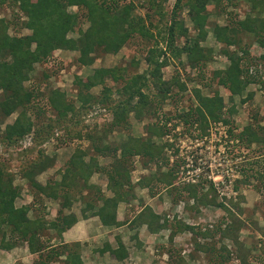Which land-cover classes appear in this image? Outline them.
<instances>
[{
    "label": "trees",
    "instance_id": "16d2710c",
    "mask_svg": "<svg viewBox=\"0 0 264 264\" xmlns=\"http://www.w3.org/2000/svg\"><path fill=\"white\" fill-rule=\"evenodd\" d=\"M4 1L0 0V5ZM142 1L147 4L146 9L151 12L150 16L152 14L157 16L155 22L152 23L148 19V23H145L143 17L132 13L135 8L133 0L10 1L16 6L17 15L23 17L20 25L29 32L22 35H9L7 26L11 22L0 17V116L3 118L16 112L13 122L6 125L3 130L4 141L17 142L14 139L29 131L32 122L26 115V107L33 99L34 93L30 89H25L22 83L28 78L35 63L46 60L52 51L57 49L75 51L76 62L85 67L92 64L94 52L99 50L102 53L115 54L134 34L139 35L146 42L147 47L143 56L146 67L140 72L124 77L123 66L96 67L85 78L78 75L73 78L76 89L75 99L79 103L80 112L88 111L93 103L107 107L111 115L107 123L108 130L126 128L129 113L137 121L145 115L157 114L165 98L171 96L173 91H175L174 94L182 92L186 85L184 81H180L176 71L171 78L162 79V69L169 64H174V61L182 65L181 57L184 58V64L196 71L197 79L215 80L228 91L230 97L241 96L242 91L249 84L262 81L260 75L250 72V66H255L256 62L264 65V51L257 56H252L248 52L249 44H241L240 36L246 35L250 42L264 49V0H243L247 2V10L242 18H237L234 14L233 17L225 18L224 24L214 22L211 25L207 21V5L213 0H173L168 13L163 6L167 0ZM237 2L238 0H225V7L222 9L225 10L228 5H236ZM72 6L76 8L74 12L68 10ZM185 7L186 17L190 22L189 27L184 24V18L180 16L181 10ZM145 17L149 18L146 10ZM82 20L86 23L85 28H76L74 38L67 36ZM208 29L214 41L221 44L220 53L227 59L225 68L214 69L209 75L205 73L204 68L212 59V49L202 45ZM130 63L137 64L133 58ZM106 80L117 85L114 88L116 98L111 97L112 86L105 85ZM95 85H101L98 96L89 92ZM192 91L196 105L188 106L186 111L176 112L174 115L179 121L189 126L194 125V121H199L204 126L206 119L212 121L221 119L227 123L226 119L221 118L223 103L216 91L210 96H201L197 88H193ZM252 94L251 91H247L239 99L240 103L251 99ZM46 102L55 114V123L65 120L68 114L75 115L78 111V107L74 106L71 100H67L65 93L58 88L49 90ZM227 112L228 114L234 112L233 104L227 108ZM71 118L72 116H69L67 120ZM73 119L78 123V120L74 117ZM46 125L44 130L42 129L43 132L36 130L34 136L40 137V140L35 139L33 143L40 144L39 142L43 141L41 139L47 137L52 126L49 123ZM201 125L200 127L203 128ZM167 129L164 123L158 125L155 122L146 124L145 137L128 135L112 147L113 165L108 168H99L96 157L88 154V149L75 148L60 173V179L56 182L48 180L43 186L34 181V175L44 170L48 164L50 167L53 160L46 158H43L42 162L32 160L28 167L22 169L25 171L22 173L23 178L26 179L29 187L34 189L32 202L27 205H14L20 189L13 184L11 176L0 169V248L8 249L18 242L25 241L28 250L34 252L33 264H50L58 251L49 247V237L45 232L51 229L59 235L61 231L74 223L75 216L72 213H63L62 209L71 206L70 193L73 190L74 193L80 194L81 190L86 189L96 195L98 189L87 181L91 174L94 171L99 172V169L104 170L106 174V188L111 192V196L100 197L101 203L93 213L98 216L103 225L122 224L115 219L116 207L119 202L127 201L128 196L131 195L129 191L134 186L130 184L128 162L136 156L146 157L150 161L158 159L162 147L155 146L151 142V137H158ZM262 130L264 131V128ZM227 132L230 133L229 130ZM243 135L246 138V145L264 142V135L258 134L251 124L245 125L237 136L241 139ZM87 138L91 139L89 150L92 153L98 155L111 148L106 144L101 146L97 144L102 140V136L96 138L89 134ZM85 156L88 157L87 160H84ZM35 168H37L36 171ZM253 176L260 177V174L256 171ZM177 178L175 171L169 168L159 172L157 176L151 174L138 179L135 183L154 193L153 190L156 187L151 186V181H156L164 186L163 189H178L179 193L185 194L186 199L192 198L194 203L189 207L190 209L194 208V211H197L199 205L211 206L223 211L224 215L212 224L211 228L206 226L202 228L203 230L194 231L193 226L176 220H174L175 223H169L161 212L153 210L149 205H144L135 213L129 226L144 225L149 233H158L161 229L169 228L170 241L175 231H190L204 239L218 235L235 241L242 227V220L231 212L225 202L217 200L210 187L212 185L210 181L209 188L203 190L200 182L197 185L189 181L175 184ZM78 180H81V184L76 186ZM41 196L51 200L61 199L57 215L53 220L44 218L41 206H38L35 214L28 217L27 213L31 211V204ZM238 196L241 200L242 195ZM91 201V199L87 200L86 209L93 207ZM229 204L236 206L234 202ZM220 224H224V228H220ZM259 231L264 232L260 228ZM77 247V243L60 246L65 254L63 264H81ZM106 248L117 260L126 257L125 247L119 240L115 249H110L108 246ZM195 249L209 253L213 248L210 244L203 242L195 243ZM212 253L214 254L213 251ZM244 257L238 256V264H247Z\"/></svg>",
    "mask_w": 264,
    "mask_h": 264
},
{
    "label": "rangeland",
    "instance_id": "374dc122",
    "mask_svg": "<svg viewBox=\"0 0 264 264\" xmlns=\"http://www.w3.org/2000/svg\"><path fill=\"white\" fill-rule=\"evenodd\" d=\"M10 1L5 0L0 5V17L11 22L7 26V33L9 35L27 34L29 31L20 25L23 17L17 15L16 6ZM133 1L135 8L132 13L143 17L145 23H148V19L152 23L155 22L157 16L155 14L150 16L151 12L146 9L147 4L145 2L142 0ZM172 3L173 0H167L163 3L166 13L171 10ZM207 7L208 24L211 25L214 22L224 24L225 18L233 17L234 14L237 18H242L247 10V2L238 0L236 5H228L223 10L225 0H213L209 1ZM68 10L74 12L76 8L72 6ZM145 10L148 12L149 18L145 17ZM180 16L184 18V24L189 27L190 22L186 17V7L181 10ZM85 26L84 20L79 21L78 25L67 36L74 38L76 28L84 29ZM240 37H242L241 44H249L248 52L252 56H257L264 51L255 43L250 42L246 35ZM202 45L212 49V59L204 68L206 74L209 75L214 69L226 67L227 59L220 53L221 44L214 41L210 29H208V34ZM146 47V42L139 35L134 34L115 54H105L99 50L94 52V62L89 66L84 67L76 62L77 53L75 51L62 49L52 51L46 60L33 65L28 78L22 83L25 89H30L34 93L33 99L26 107V115L32 122L29 131L14 139L17 142L4 141L3 130L6 125L13 122L16 112L3 118L0 116V169L11 176L13 184L19 187L20 194L29 193V198L24 199L20 195L19 198L15 199L14 204L21 206L20 204L26 200H29L27 204L32 202L34 189L29 187L26 179L22 176V173L25 172L22 169L28 167L32 160L36 159L40 162L43 158L53 160L50 167L48 164L44 170L36 172L34 175V181L42 186L48 180L56 182L60 179V173L75 148L88 149V154L98 156L96 159L99 168H108L113 165L111 153L113 146L123 141L128 135L145 137L146 124L157 122L158 125H162L164 123L168 128L167 131L158 137H151V142L155 146L162 147L159 158L150 161L146 157L139 158L136 156L128 162L130 184L134 185L129 194L133 196V189L137 187L135 178L138 180L151 174L157 176L159 172L171 168L178 176L175 184L189 181L197 185L200 182L201 187L205 190L209 188L211 183L210 187H212V192L217 200L225 202L231 212L240 217L242 227L239 229L235 241L218 235L204 239L190 231H173L171 241L166 236L168 230L163 231L161 235H156L155 238L151 236L147 243L149 245L147 250H152L153 254L156 251L157 254L159 253V257L155 260L156 264H238V256L240 255L245 256L247 264H264V232L259 231V228L264 230V142L246 145L245 136L243 135L241 139L237 136L247 124H251L258 134L264 135L262 130L264 128V65L256 62L255 66H250V72L260 75L261 82L249 84L242 91L241 96L233 95L230 97L228 91L215 80L205 78L200 81L197 79L196 71L184 64V58L181 57L182 65L174 61V64H169L162 69V79L171 78L176 71L180 81L185 82V89L182 92H177V94H174L175 91H173L171 96L165 98L157 114L145 115L140 121H137L129 113L126 128L108 130L107 123H109L111 115L107 107L93 103L88 111L82 110L80 112L79 103L75 99L76 89L73 85L75 75L85 78L93 68L99 66H123L125 68L124 77L140 72L146 67L143 61ZM132 58L137 62L136 65L130 63ZM105 85L112 86L111 97L116 98L114 88L117 85H113L109 80L105 81ZM52 88L62 90L67 100H71L73 105L78 107L75 115L68 114L65 120L58 123H55V114L46 102L49 90ZM193 88H197L201 96H210L212 92H217L223 103L221 118L226 119L227 123L221 119L219 121L206 119L204 126L199 121H194L195 124L189 126L184 125L176 118L174 115L176 112L186 111L188 106L194 107L196 105L193 98ZM100 89L101 85H95L89 92L98 96ZM247 91L253 93L251 99L240 103L239 99ZM231 104L234 105V112L228 114L227 108ZM101 108L106 110V115H101L99 110ZM69 116L72 118L67 120ZM73 117L78 120V123L74 122ZM48 123L52 129L47 137L41 139L43 141H40V144L33 143L35 139L40 140V137L34 136L36 130H44ZM89 134L96 136V138L102 136L100 142L96 140L97 144L100 146L106 144L111 148L98 155L92 153L89 150L91 139L87 138ZM84 158L88 159L87 156ZM36 170L37 168H35ZM256 171L259 172L260 177L253 176ZM95 176L93 175V179H88L92 180L91 185L94 184L92 185L94 188L98 187V191L99 188L106 191L107 177L104 170L99 169V175ZM80 184L81 180H78L76 186ZM151 186L156 187L153 190L154 193L143 189L142 194L155 195L158 193L153 199V206H157L155 211L161 212L169 223H175L174 220H176L182 224L193 226V230L197 231L203 230L202 228L206 226L211 228V225L224 215L223 211L211 206L199 205V209L194 211V208H189L194 203L193 199H186L185 194L179 193L178 189H163L164 186L156 183V181H151ZM70 194L72 195V203L77 206L78 203L75 199L79 194L74 193V190ZM238 195H242L241 200L238 199ZM60 200L59 198L55 200L58 205ZM48 201L49 199L43 196L34 200L31 204L30 214H35V210L41 206V211L46 218L48 212L45 209V204ZM229 202L236 203V206H230ZM220 225V228H224V224ZM45 234L48 235L47 232ZM203 242L210 244V247L212 246L213 249L209 253L195 249V243L201 244Z\"/></svg>",
    "mask_w": 264,
    "mask_h": 264
},
{
    "label": "crops",
    "instance_id": "0c3cea01",
    "mask_svg": "<svg viewBox=\"0 0 264 264\" xmlns=\"http://www.w3.org/2000/svg\"><path fill=\"white\" fill-rule=\"evenodd\" d=\"M93 175L97 177L99 172L94 171L89 178L93 179ZM136 179L135 181H137ZM87 183L91 185L93 182L88 180ZM96 188L98 189V187ZM143 189L148 190L146 187L137 186L133 189V196L129 195L127 201L117 204L115 219L122 223L118 226L101 224L98 216L93 213L101 203L100 197H110L111 192L108 189L105 191L99 188L96 195H93V193L91 194L84 189L75 199L78 203L77 206L72 203L71 207L62 209L63 213H72L75 216L74 223L61 231L59 235H56L51 229L47 231L49 247L58 251V254L52 259L50 264H63L65 254L60 246H70L74 243L78 244L77 250L81 264H156L155 260L159 257V253L157 254L156 251L153 254L152 250H147L149 247L147 243L150 241L149 237L154 236L155 238L156 235H161L165 230H168L166 235L168 237L169 228L161 229L158 233H149L144 225L129 226V222H131L135 213L142 206L149 205L153 210L157 208V206H153V199L158 193H155V195L142 194ZM28 194V192L25 194L19 193V196L22 195L26 199ZM88 199L92 200L93 207L86 209ZM28 201L26 200V203L22 202L20 205H27ZM14 205L18 206L19 204ZM45 209L48 212L46 218L50 221L56 217L59 205L57 201L49 199L45 204ZM30 213L28 211V217L31 216ZM49 234L53 235L50 236ZM118 240L127 252L126 257L121 260L115 259L109 249L106 248L108 246L110 249H115ZM34 257V252L32 253L28 250L25 241L18 242L8 249L0 248V264H33Z\"/></svg>",
    "mask_w": 264,
    "mask_h": 264
},
{
    "label": "built area",
    "instance_id": "2783aa9c",
    "mask_svg": "<svg viewBox=\"0 0 264 264\" xmlns=\"http://www.w3.org/2000/svg\"><path fill=\"white\" fill-rule=\"evenodd\" d=\"M100 110V112L102 113L101 115H106V110L104 109V108H101V109H99Z\"/></svg>",
    "mask_w": 264,
    "mask_h": 264
}]
</instances>
